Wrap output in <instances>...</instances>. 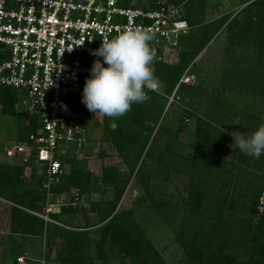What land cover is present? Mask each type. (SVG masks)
<instances>
[{
  "label": "rangeland",
  "instance_id": "374dc122",
  "mask_svg": "<svg viewBox=\"0 0 264 264\" xmlns=\"http://www.w3.org/2000/svg\"><path fill=\"white\" fill-rule=\"evenodd\" d=\"M146 1L149 2L132 0V3L136 5L140 2L146 6L148 4ZM253 1L202 0V8L195 3L197 7L195 17L198 14L201 20L195 21L180 44L174 50L166 52L159 61L169 67H175L183 62L184 67L179 78L188 70L194 75V80L188 84H180L176 90L174 87L172 91H167L163 81L157 78L155 74L157 69L153 63L152 68L159 82V90L149 93V98L141 104L146 109L145 121L153 127L160 123L162 127V130L154 135L155 143L171 148L174 146L175 151L187 159L192 157L194 151L190 145L196 141L198 118L223 131L225 135L220 136L219 140L218 136L214 135L212 140L214 147L208 149L205 147L206 152L213 156L212 160L202 165L205 171L209 170L212 173L208 176V181L212 185L208 183L201 185L206 196L212 194L207 203L211 205L212 201H218L221 195H224L226 200L229 198L235 200V195L242 192L253 195L254 188L246 187L248 182L253 181L255 186L260 184L262 187L255 207L264 214L262 166L255 164L258 163L257 159L251 157L248 162L235 158L236 146L232 145L233 150L230 147L234 140L230 133L250 135L251 125L246 122L248 118H251L252 114L264 117V95L258 94L246 83L249 72H260L257 67L258 61L259 58L264 59V3L257 4ZM189 6V1L183 2L184 13ZM244 23L249 24L251 30L263 26V33L256 34L251 31L245 33L241 28ZM252 78V81L256 80V74ZM170 97H173V101L168 105ZM21 112L27 113L24 105H17L15 113H4L1 111L0 103V163L17 165L16 161L6 157L5 151L12 144L19 142L16 139L19 127L27 123L26 116ZM101 120L102 114L89 113L86 142L80 147L73 148L72 153L78 167L89 172L90 176L99 178L104 167H114L120 177L129 178L114 213L132 210L134 220L143 228L145 238L154 246L165 264H194L190 257L195 258L194 253L198 250L202 254H207L210 250L220 247L222 255L227 256L229 260L232 259L235 264V232L233 237L228 234L222 236L213 234L210 237L204 232L203 237L195 238L193 241L188 237L180 240L177 236L180 207L190 195L188 184L190 178L187 172L180 166L175 167L176 164L174 169L165 165L158 166L150 157L144 158L143 152L139 160V163L144 160L147 164V172L144 175L146 184L143 183L134 176L139 163L131 171L113 146L104 139ZM30 158L27 164H24L26 166L22 174L24 184L29 186L32 185L31 169L36 168V173L41 169L40 165L34 162V157ZM31 162L35 165L32 166ZM211 164L214 166L210 167ZM65 167L66 170L69 169V165ZM101 187L102 185L97 191L92 190L89 194L79 196L75 194L78 192L76 188H71L69 193L61 194L50 191L46 193L43 209L32 213L45 221L43 217H46L47 213L59 212L62 205L67 207L68 196H73L75 202L71 204V207H75L73 214L65 211L60 212V216L72 225L66 226V229L87 233L85 256H89V259L85 257V264H120L122 256H118L119 251L110 237L102 241L101 254L97 247V242L101 241L102 237L100 227L106 223V221L99 223L97 211L99 208H106L104 202L111 199L114 190L111 185ZM11 192L9 187H5L4 198H0V264H18L19 258L22 261L20 264H66L61 263V258L66 255L67 242L60 237L49 238L50 227L42 234L33 235L16 226L18 222L12 216V209L22 207L9 198ZM229 203L223 205L224 210L227 211ZM246 204L249 208L254 205H251L249 200ZM47 207L52 210L47 212ZM22 210L26 212L25 209ZM45 222L55 224L53 220ZM190 234L198 235V228L192 230Z\"/></svg>",
  "mask_w": 264,
  "mask_h": 264
},
{
  "label": "trees",
  "instance_id": "16d2710c",
  "mask_svg": "<svg viewBox=\"0 0 264 264\" xmlns=\"http://www.w3.org/2000/svg\"><path fill=\"white\" fill-rule=\"evenodd\" d=\"M155 1L156 0H149V2H146L148 3L147 5L154 6ZM185 1H189L190 6L189 9H184L185 13L183 12V15L191 27L195 24V21L201 20L198 14L197 17H195L197 12L195 3L200 5V8L203 7V3L202 0H169V2L175 5L180 3L183 5ZM253 3L262 4L264 0H254ZM136 6L145 7L141 5L140 2H138ZM241 28L245 33L248 31L256 34L263 33V26H258V29L251 30L249 29V24L244 23ZM183 37L179 39V44ZM152 49H154L156 53L161 51L159 48ZM154 64L157 69L155 71L157 78L163 81L165 90L172 91L179 80L184 63L182 62L175 67H169L166 63L157 62L155 59ZM258 64L259 66L257 65V67L260 69V72H249L246 83L249 84V86H251L250 88L255 92L264 95V59L259 58ZM252 74H256V80L252 81ZM0 103L2 112L15 113L17 106L16 92L12 89L0 87ZM84 108H86V106ZM87 112H89L88 109ZM145 112L146 109L142 104H133L131 110L119 118H109L102 115L101 126L103 127V136L118 152L123 162L127 164L131 171L136 168L141 154L145 152L144 158L150 157L158 166L165 165L174 169L176 164L175 167L180 166L181 169L187 172L186 174L189 175L190 178L188 183L190 195L187 201L180 207L181 215L178 218L179 222L177 227V236L180 240H184L185 237H188L193 241L195 238L198 239L199 237H203L204 232L210 237H212L213 234L219 236L228 234L233 237V232H235V264H264V214L260 213L255 207V203L258 202L260 197L261 185L258 184V186H255L256 184L250 181L246 184V187L251 186L254 188L253 195L242 192L239 193L240 195H235V200L234 198L226 200L225 196L221 195L218 201H212L214 204L211 203V205L207 203V200L212 194L206 196L201 188V185L204 183L212 185V183L208 181V176L212 173L209 170L205 171L206 169L203 168V166L207 164L209 160H212L213 156H210L206 152L205 147H207V149L208 147H214L212 141L214 135L218 136L219 140L220 136H224L225 133L208 121L198 118L196 141L190 145L194 151L192 157L187 159L179 152H176L174 146L171 148L166 145H158L155 143L154 135L157 131L162 130V127L160 123L158 125L156 124L155 127L150 126L147 121H145ZM21 114L26 116L27 123L19 127L16 139L19 142H27L28 135L37 131L38 117L35 114L29 115L23 112H21ZM157 120L156 118V121ZM246 122L251 125L250 131L253 132L260 125L264 124V117L252 114L251 118L249 117ZM112 123L117 125L115 130L110 127ZM87 125L88 123L86 122L85 126ZM234 152L235 158L242 162H248L250 157L242 153L238 148L235 147ZM73 156L74 154L68 150L65 155L59 157L61 163L69 165V169L58 174V180H51L48 186H45L47 177L44 169L38 173H36V168L33 167L31 169L32 185L29 186L28 184H24L22 178L26 165L18 161L15 163L17 165L0 163V198H4L3 192L5 187H9L12 191L9 198L16 205L26 210L25 212L20 208L13 207L12 216L18 222L16 226L19 227L20 230L33 235L42 234L50 227L48 232L49 238L60 237L67 242L66 255L61 258V263L85 264L84 260L85 257H87L85 256L87 233L85 231L66 229V226L72 227V225L60 216V212L62 213L65 211L73 214V210H75V207H71L75 204L73 196H68L69 202L67 207H63L64 205H62L59 212L47 213L50 220L55 221V224L45 222L32 212L36 213V211L38 212L43 209L46 202V193L50 191L55 194H61L69 193L71 188H76L78 192L75 194L79 196L81 194H89L92 190L97 191L100 189L99 186L101 185L103 188L111 185L114 187L111 199L104 202L106 208H99L97 211L99 223L106 221L99 230L100 234H102L101 241L99 240L97 242L99 253L101 254L103 252L102 241H104L106 237H110L112 242L115 243L114 246H116L119 251L118 256H122V258H120V264H165L154 246L145 238L143 228L134 220L133 211L126 210L114 213L115 208L126 190L129 178L120 177V174L114 167H104L103 174L99 178L90 176L89 172L78 167L77 160L73 158ZM30 157H34L33 154ZM33 160L35 162L34 158ZM176 161L178 162L176 163ZM257 161L258 163L255 164L262 166L264 171V155L257 159ZM32 164L35 165V163L31 162V165ZM146 165V162L142 160L137 166L134 174V176L143 183L146 182L144 180V175L147 172ZM213 166L214 165L211 164L210 167ZM248 200L251 205L254 204L250 206V208L247 207L248 205L246 204ZM228 203L229 205L226 211L223 209V205ZM212 206L214 207L211 208ZM196 228H198L199 234L196 236L190 234V232ZM193 244L195 243L193 242ZM221 250L220 247L215 250H210L207 254H202V252L198 250V252L194 253L193 257L195 258H190L193 260L194 264H233V260H229L227 256L222 255ZM88 259L89 256L87 257V260ZM223 259L226 262L223 261Z\"/></svg>",
  "mask_w": 264,
  "mask_h": 264
},
{
  "label": "built area",
  "instance_id": "2783aa9c",
  "mask_svg": "<svg viewBox=\"0 0 264 264\" xmlns=\"http://www.w3.org/2000/svg\"><path fill=\"white\" fill-rule=\"evenodd\" d=\"M136 27L155 34L150 47L161 49L157 62L190 29L182 5L169 0L145 7L132 0H0V87L14 90L17 105L38 117L37 131L28 141L6 149L8 159L27 164L33 154L39 172L45 171V186L58 180L66 170L59 157L86 142L90 112L81 95L93 60L102 59L92 50L102 39ZM193 80L194 75L185 71L175 90ZM158 90L159 82L147 95ZM171 101L173 97L168 105ZM43 218L50 220L48 215Z\"/></svg>",
  "mask_w": 264,
  "mask_h": 264
},
{
  "label": "clouds",
  "instance_id": "9594fccd",
  "mask_svg": "<svg viewBox=\"0 0 264 264\" xmlns=\"http://www.w3.org/2000/svg\"><path fill=\"white\" fill-rule=\"evenodd\" d=\"M155 34L136 27L120 32L112 39H102L91 54L95 59L85 78L81 102L92 114L119 118L131 110L133 104L148 99L147 93L157 89L152 65L156 52L150 47ZM82 44V43H81ZM53 81L51 80L50 86ZM66 107V105H63ZM110 127L115 130L117 125ZM235 145L245 155L259 159L264 155V124L250 135L232 134ZM233 150V148H232Z\"/></svg>",
  "mask_w": 264,
  "mask_h": 264
}]
</instances>
